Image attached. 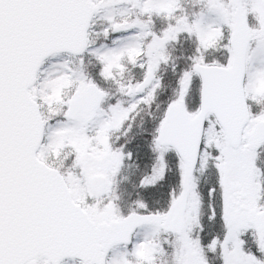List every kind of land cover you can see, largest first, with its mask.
Wrapping results in <instances>:
<instances>
[{"label": "snow or ice", "instance_id": "6c2138e0", "mask_svg": "<svg viewBox=\"0 0 264 264\" xmlns=\"http://www.w3.org/2000/svg\"><path fill=\"white\" fill-rule=\"evenodd\" d=\"M0 264H264V0H0Z\"/></svg>", "mask_w": 264, "mask_h": 264}]
</instances>
